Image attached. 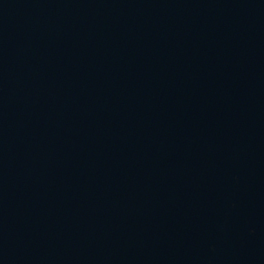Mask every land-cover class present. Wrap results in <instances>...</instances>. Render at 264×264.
<instances>
[{"label": "water", "instance_id": "1", "mask_svg": "<svg viewBox=\"0 0 264 264\" xmlns=\"http://www.w3.org/2000/svg\"><path fill=\"white\" fill-rule=\"evenodd\" d=\"M0 264H264V0H0Z\"/></svg>", "mask_w": 264, "mask_h": 264}]
</instances>
